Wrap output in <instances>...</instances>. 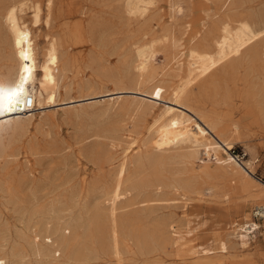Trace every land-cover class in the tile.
Here are the masks:
<instances>
[{
	"label": "rangeland",
	"instance_id": "1",
	"mask_svg": "<svg viewBox=\"0 0 264 264\" xmlns=\"http://www.w3.org/2000/svg\"><path fill=\"white\" fill-rule=\"evenodd\" d=\"M13 4L33 35L37 64L52 38L58 58L54 81L46 82L50 91L56 88L52 103L35 107L28 122L9 126L0 120V261L111 264L112 254L98 243L99 224L122 139L130 134L139 142L129 160L143 152L177 156L170 164L165 156L161 170L145 164L133 188L131 169L123 176L115 204L122 264H264V217L254 215L256 206H264V0H150L136 16L123 0H0V79L15 66L4 22ZM35 5L37 25L31 19ZM242 22L260 34L234 59L191 82L180 104L172 102L191 50L213 51L223 28L234 31ZM145 46L154 57L137 80L135 51ZM40 78L37 70L36 82ZM168 105L179 126L198 135L188 162V149L173 147L167 125L141 144L145 127ZM71 108L88 113L69 117ZM225 142L231 143L227 151ZM216 154L223 166L215 164ZM155 170L163 179L152 177ZM52 202L60 208L56 215L45 212ZM57 215L68 223L82 217L72 238H61ZM245 222L259 227L241 242L233 230ZM33 238L44 252L31 249Z\"/></svg>",
	"mask_w": 264,
	"mask_h": 264
},
{
	"label": "bare ground",
	"instance_id": "2",
	"mask_svg": "<svg viewBox=\"0 0 264 264\" xmlns=\"http://www.w3.org/2000/svg\"><path fill=\"white\" fill-rule=\"evenodd\" d=\"M149 2L150 0H123V6H124V9L128 12V14L136 16V15L142 14L145 11L147 4ZM169 2L172 8L174 7L176 11H180V8L178 5L175 7V2H172V1H169ZM172 8L170 7V9ZM17 11H18V7L15 4H13L7 8L4 14V22L10 34V40H11L12 49H13V58L15 60V66L9 71L4 73L3 78L0 79V84L7 86L10 84L18 83L21 76H26L27 81L24 85L25 91L23 94V99H21L20 103L25 99L27 94H31L34 98V107L28 110L22 111L20 110V106H19L20 103H19L16 106L15 111H12V112L4 111L0 113V120L6 121L9 124V126H15L21 123L22 121L28 122L29 120H31L32 115L30 114L33 112L34 108L37 106H41L44 100L52 103V101L54 100V97H53L54 92H56V88H54L53 91L52 90L50 91L46 85V82L54 81L53 68L58 58V48H57L56 40L52 38V40L49 41L48 47L45 51L42 61L39 62V64H37L36 55L34 51L33 35L30 31L29 26L25 22H22L20 20L21 17L18 15ZM39 12L40 10L38 6L37 5L33 6L31 19L34 25H37L40 21ZM46 22H47V18H46ZM258 33L259 31L254 30L250 22H242L234 31L230 30L227 27H224L223 32L222 34H220L216 42L215 49L213 51L198 52L196 50H191V52L189 53L188 69H187L185 78L177 84L176 88L174 89V94L172 95L170 100L178 104L180 99L184 95L188 85L191 82L196 81L200 77H204L203 75H205L210 69H212L217 64H220L222 61L224 60L226 61V59L228 60V58H233L234 56L239 54L240 50L243 47L247 46V44L258 35ZM24 55H27L28 57L27 60L24 59ZM152 57L154 56H153V51H152L151 46L136 48L133 67L138 72L137 80H139L140 77L143 78L142 75L144 74L146 70V66L148 65L147 61ZM26 67L28 69L27 72L25 71ZM37 70H39L41 74V78L38 80V82H36V71ZM141 91L143 92L144 90H141ZM150 95H154V94H150ZM158 95L156 93V96ZM173 111H174V107L171 105H168L162 108V110H160V112H158L155 116H153V120L151 121L150 124L148 123L149 125L145 127V130L142 133L141 144L147 145L149 137H151L155 132L159 131L162 127L167 125L166 127L174 131V135L172 139L170 140L171 142H174L173 147L187 148L188 150L190 149L189 151L188 150L186 151L184 149L186 152L183 153V157L185 158L184 161L188 162L189 159L192 158L195 155V152H197L198 150L197 149V146L199 147L198 142H197L198 135L194 130H192L187 125L179 126L180 120L175 118V114H173ZM66 112L69 117H74V118H78L79 116L82 117L86 114V112L88 113V111L85 109H77V108H71L70 110ZM25 115H29V116L26 117ZM0 127H1V124H0ZM225 140L226 139H224V141ZM113 141H116V140L114 139ZM122 141L123 143H122V146L120 147L121 151L119 150L120 159L115 164L114 172L112 175L113 176L112 186L106 192L107 203H108L107 209H106L107 211L102 213L103 219L101 217V220H104V222L102 221V223L99 224L100 234H99V238H97L100 247L103 248L104 250L106 249L112 254L113 261L111 262V264H122L121 260H122L123 244H122V239H121V233L118 229V226H120L119 225L120 220H118L119 218L117 216V212H116L117 208L115 204H116V201L123 195V186H124V181H125L123 180V176L125 175V173H127V170L131 169L132 174L129 173L131 175L130 176L131 179L128 183L129 185L128 188H133L137 184L136 180L142 179V178H139L137 174L139 173V170L145 164H149L150 166L152 165L153 169H156L164 165L162 163L166 164V162H164L163 160V158L166 159L165 156L167 157L166 160H168L169 164H170V160L174 159V157L177 156V154L175 153H171V155L168 153L169 155H165L163 158H161L159 156H155L156 154L151 155L149 153L146 154L147 152H143L142 154L136 155V157H134L133 160H129L128 151L130 149L133 151L135 150L133 146L135 145L137 147L139 139L133 138L130 134H125L124 139H122ZM111 147L115 148V145L114 146L112 145ZM230 147H231V143L225 142L224 148L226 149V151L227 149H230ZM209 148L212 152L216 150L215 146L211 144ZM116 150L118 149L116 148ZM176 150L178 149L176 148ZM176 150H170V151L173 152ZM181 151L183 152V149ZM180 153L181 152L179 151V154ZM206 153L208 154V151H206ZM213 159L215 160V164L217 166L224 165L223 158L221 156L216 154L213 156ZM238 163H240L242 168H247L248 162L247 164L241 163L240 159H238ZM154 174L155 175H152L154 179H157V178L160 179L159 178L161 177L160 173L156 171L154 172ZM126 177H129L128 174ZM142 181L143 180H140L139 183ZM183 184L180 182H177V183H174L173 185L176 188L178 187L183 188L182 187ZM90 189L92 190V187H90ZM66 200H67L66 204L67 203L69 204L71 202L69 198ZM39 202L40 201L38 198V201L36 202V204ZM56 204L57 203L55 202L49 203V205L45 207L47 210L45 212L51 213V214L55 213L57 210L60 209L59 207H57V209L54 207ZM68 204H67V207L70 206V205L68 206ZM56 214L57 213H55L54 215ZM57 217L55 216L56 221H57L56 224L58 226L57 230L60 231L61 238L64 240L68 238H72L74 236V233L76 232L75 227L81 222L82 217L80 219V217L77 215L75 220L73 218V220L70 221L71 223L65 222V220H61V216H59L58 219ZM91 221L89 222L90 225H92ZM38 227L41 229L36 230V231L42 233L41 230L43 229V225L41 222L38 223ZM258 227L259 225L256 222H245V223L238 225V227L234 229L233 231L235 235L238 236L239 240L243 242L247 238V236L250 233H252L254 230H256ZM47 228L48 227L44 229V232L45 230H47ZM39 242L40 241H37L36 238H33L29 242V245L32 246L31 249L33 248L38 253H42L44 252V249L40 245H38ZM34 247H36L38 250L35 249ZM221 248L222 249L224 248L223 244Z\"/></svg>",
	"mask_w": 264,
	"mask_h": 264
},
{
	"label": "snow or ice",
	"instance_id": "3",
	"mask_svg": "<svg viewBox=\"0 0 264 264\" xmlns=\"http://www.w3.org/2000/svg\"><path fill=\"white\" fill-rule=\"evenodd\" d=\"M24 59L27 60V55H24ZM27 72V67L25 68ZM27 81L26 76H21L18 83L10 84V85H2L0 84V113L4 111L12 112L16 110V106L20 103L21 99H23L24 94V85ZM0 264H3L0 261Z\"/></svg>",
	"mask_w": 264,
	"mask_h": 264
},
{
	"label": "built area",
	"instance_id": "4",
	"mask_svg": "<svg viewBox=\"0 0 264 264\" xmlns=\"http://www.w3.org/2000/svg\"><path fill=\"white\" fill-rule=\"evenodd\" d=\"M20 110H28L34 107V98L31 94H27L25 99L20 103ZM255 216L264 217V206H256L254 211Z\"/></svg>",
	"mask_w": 264,
	"mask_h": 264
}]
</instances>
